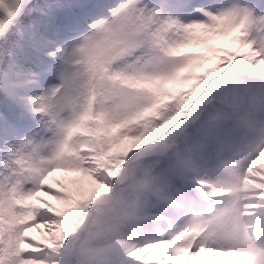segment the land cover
<instances>
[{
	"label": "snow or ice",
	"instance_id": "obj_1",
	"mask_svg": "<svg viewBox=\"0 0 264 264\" xmlns=\"http://www.w3.org/2000/svg\"><path fill=\"white\" fill-rule=\"evenodd\" d=\"M0 264H264V0H0Z\"/></svg>",
	"mask_w": 264,
	"mask_h": 264
}]
</instances>
